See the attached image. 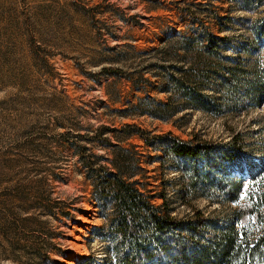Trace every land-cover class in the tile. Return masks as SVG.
<instances>
[{
    "label": "rangeland",
    "instance_id": "1",
    "mask_svg": "<svg viewBox=\"0 0 264 264\" xmlns=\"http://www.w3.org/2000/svg\"><path fill=\"white\" fill-rule=\"evenodd\" d=\"M232 4L0 0V264H105L114 244L103 236L112 204L96 196L79 151L65 139L112 157L98 141L76 136L87 138L100 125L113 129L104 134L112 142L133 144L142 154L143 170L134 178L153 202L161 203L165 191L173 197L172 215H191L194 208L226 213L203 197L181 204L179 173L155 160L159 151L137 133L127 137L120 129L134 124L149 135L221 142L240 135L249 154L264 159L262 102L222 115L186 108L167 119L137 111L140 98L167 100L163 69L153 62L179 64L181 36L226 35L229 53L250 44L260 11ZM228 14L237 18L219 32L216 16ZM104 66L120 67V74Z\"/></svg>",
    "mask_w": 264,
    "mask_h": 264
},
{
    "label": "trees",
    "instance_id": "2",
    "mask_svg": "<svg viewBox=\"0 0 264 264\" xmlns=\"http://www.w3.org/2000/svg\"><path fill=\"white\" fill-rule=\"evenodd\" d=\"M228 1L232 8L260 11L250 28V44L229 53L226 35L205 30L202 36H181L178 51L183 53H176L179 64L153 62L163 69L164 90L170 93L167 100L140 98L139 113L167 119L193 108L222 115L264 103V0ZM216 18L222 32L237 17ZM248 54L252 58H246ZM120 69L103 67L118 75ZM112 130L100 125L87 138L76 135L98 141L112 157L65 138L79 151L96 196L112 204L106 214L108 232L103 236L114 244L105 264H264V159L255 160L240 135L221 142L183 139L172 133L149 135L134 124L120 129L127 137L137 133L146 145L159 151L155 160L179 173L175 196L181 204L191 205L192 200L203 197L227 210L222 216H213L194 208L191 215L178 217L172 215V196L159 192L162 202L158 204L141 189L134 177L143 170L142 154L133 144L121 145L104 136ZM61 135L67 137L66 132Z\"/></svg>",
    "mask_w": 264,
    "mask_h": 264
},
{
    "label": "bare ground",
    "instance_id": "3",
    "mask_svg": "<svg viewBox=\"0 0 264 264\" xmlns=\"http://www.w3.org/2000/svg\"><path fill=\"white\" fill-rule=\"evenodd\" d=\"M80 254V253H79ZM67 258V257H66ZM68 259V258H67ZM69 260V259H68ZM66 262V261H65Z\"/></svg>",
    "mask_w": 264,
    "mask_h": 264
}]
</instances>
